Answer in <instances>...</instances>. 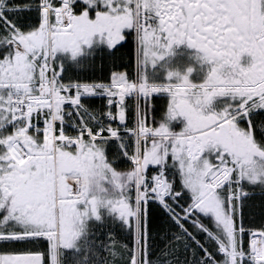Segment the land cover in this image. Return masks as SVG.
<instances>
[{"label": "snow or ice", "instance_id": "obj_1", "mask_svg": "<svg viewBox=\"0 0 264 264\" xmlns=\"http://www.w3.org/2000/svg\"><path fill=\"white\" fill-rule=\"evenodd\" d=\"M0 264H264V0H0Z\"/></svg>", "mask_w": 264, "mask_h": 264}, {"label": "flooded vegetation", "instance_id": "obj_2", "mask_svg": "<svg viewBox=\"0 0 264 264\" xmlns=\"http://www.w3.org/2000/svg\"><path fill=\"white\" fill-rule=\"evenodd\" d=\"M180 59H186V57L178 58V60H180ZM88 67L90 68L91 66H85V67L79 68V73H76V75L80 76L81 78H84V79L94 78V77L101 75V70L99 71L100 72L99 75H96L95 71H93L91 74L86 73V69ZM94 69H95V67L92 70H94ZM106 71H107V69H105V73H106Z\"/></svg>", "mask_w": 264, "mask_h": 264}, {"label": "trees", "instance_id": "obj_3", "mask_svg": "<svg viewBox=\"0 0 264 264\" xmlns=\"http://www.w3.org/2000/svg\"><path fill=\"white\" fill-rule=\"evenodd\" d=\"M95 66H91L90 68L88 67L87 69H86V73H89V74H91L93 71H95V73H96V75H99L100 74V69L98 68V67H95V69L94 70H92L93 68H94ZM70 74H72V75H74L75 74V72H72V71H70ZM75 76H77V75H75ZM80 77V76H79ZM71 254H69V256H70Z\"/></svg>", "mask_w": 264, "mask_h": 264}, {"label": "rangeland", "instance_id": "obj_4", "mask_svg": "<svg viewBox=\"0 0 264 264\" xmlns=\"http://www.w3.org/2000/svg\"><path fill=\"white\" fill-rule=\"evenodd\" d=\"M70 71L75 72L74 75H76V73H79V69H76V68H73V69H71Z\"/></svg>", "mask_w": 264, "mask_h": 264}]
</instances>
